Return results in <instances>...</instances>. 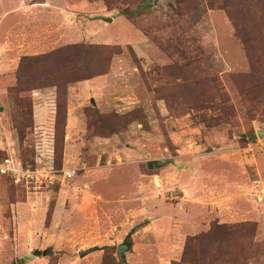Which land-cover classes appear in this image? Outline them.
Listing matches in <instances>:
<instances>
[{
  "label": "rangeland",
  "instance_id": "374dc122",
  "mask_svg": "<svg viewBox=\"0 0 264 264\" xmlns=\"http://www.w3.org/2000/svg\"><path fill=\"white\" fill-rule=\"evenodd\" d=\"M154 2L0 0V157L77 169L0 176V264H264V0Z\"/></svg>",
  "mask_w": 264,
  "mask_h": 264
},
{
  "label": "built area",
  "instance_id": "2783aa9c",
  "mask_svg": "<svg viewBox=\"0 0 264 264\" xmlns=\"http://www.w3.org/2000/svg\"><path fill=\"white\" fill-rule=\"evenodd\" d=\"M76 173L75 167H56L47 159L34 165H25L14 153L0 159V176H8L27 192H38L55 184L67 185Z\"/></svg>",
  "mask_w": 264,
  "mask_h": 264
},
{
  "label": "water",
  "instance_id": "95a60500",
  "mask_svg": "<svg viewBox=\"0 0 264 264\" xmlns=\"http://www.w3.org/2000/svg\"><path fill=\"white\" fill-rule=\"evenodd\" d=\"M158 2V0H155V4ZM103 19L105 21L108 22H112L113 18L112 17H103ZM92 103L95 104V99L92 97L91 99ZM259 135H262V131H259L258 133ZM149 167L154 168V167H159L160 164L158 161H150L148 163ZM156 182H158L157 177H155ZM144 223H140L138 225H135L134 227L131 228V230L127 233V235L125 236V238L123 239V241L121 243L118 244L117 247V254L120 257V261L122 264H130L127 260V253L132 249V242L130 240V237L135 233V231ZM97 247H93L90 249V251H93L94 249H96ZM87 250L86 251H81L80 255L84 256L87 254ZM32 254L34 255H41V254H46V251H40L39 249H35L34 251H32Z\"/></svg>",
  "mask_w": 264,
  "mask_h": 264
},
{
  "label": "trees",
  "instance_id": "16d2710c",
  "mask_svg": "<svg viewBox=\"0 0 264 264\" xmlns=\"http://www.w3.org/2000/svg\"><path fill=\"white\" fill-rule=\"evenodd\" d=\"M145 5V2L141 1L138 3V7L136 9H130L128 6H126V4L124 5V7H122V9H120V13L130 17V18H134L136 16V10L139 8H142V6ZM57 113H58V106H57V112H56V119H55V124L57 122ZM67 119V114H66V118ZM55 138H56V134H55ZM43 153L45 154V157H35L32 156L29 160L22 158V161L24 162L25 165H30V164H35L37 162L43 161V160H49L54 166L56 167H62V163H58V157H57V147H56V141H54V144L52 146H50L47 149V152L43 151ZM7 155H4L2 157H0V159H3L4 157H6ZM3 177H6L7 180H10L12 183L13 180L11 178H9L8 176L2 175Z\"/></svg>",
  "mask_w": 264,
  "mask_h": 264
},
{
  "label": "bare ground",
  "instance_id": "6f19581e",
  "mask_svg": "<svg viewBox=\"0 0 264 264\" xmlns=\"http://www.w3.org/2000/svg\"><path fill=\"white\" fill-rule=\"evenodd\" d=\"M158 179V178H157Z\"/></svg>",
  "mask_w": 264,
  "mask_h": 264
}]
</instances>
